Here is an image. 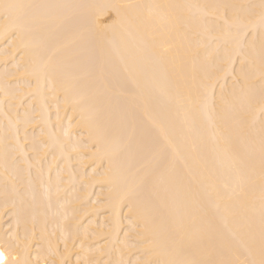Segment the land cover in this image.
<instances>
[{
    "label": "bare ground",
    "instance_id": "bare-ground-1",
    "mask_svg": "<svg viewBox=\"0 0 264 264\" xmlns=\"http://www.w3.org/2000/svg\"><path fill=\"white\" fill-rule=\"evenodd\" d=\"M0 253L264 264V0H0Z\"/></svg>",
    "mask_w": 264,
    "mask_h": 264
},
{
    "label": "snow or ice",
    "instance_id": "snow-or-ice-1",
    "mask_svg": "<svg viewBox=\"0 0 264 264\" xmlns=\"http://www.w3.org/2000/svg\"><path fill=\"white\" fill-rule=\"evenodd\" d=\"M6 7H8V6H6ZM3 253H0V261H3Z\"/></svg>",
    "mask_w": 264,
    "mask_h": 264
}]
</instances>
